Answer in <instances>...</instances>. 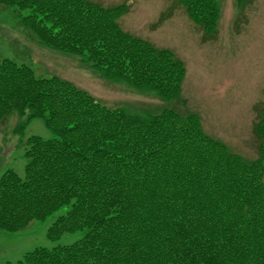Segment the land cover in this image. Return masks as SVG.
<instances>
[{
    "label": "trees",
    "instance_id": "obj_1",
    "mask_svg": "<svg viewBox=\"0 0 264 264\" xmlns=\"http://www.w3.org/2000/svg\"><path fill=\"white\" fill-rule=\"evenodd\" d=\"M253 1L236 0L239 8ZM176 2L205 37L217 35L218 0ZM0 6L12 7L42 44L77 54L103 76L180 98L184 62L123 30L125 3ZM257 111L259 157L246 161L208 134L196 113L166 107L141 117L0 55V124L17 112L42 118L56 134L26 139L24 176L1 174L0 229L20 231L68 205L48 237L87 230L71 244L36 247L3 264H264V103Z\"/></svg>",
    "mask_w": 264,
    "mask_h": 264
},
{
    "label": "rangeland",
    "instance_id": "obj_2",
    "mask_svg": "<svg viewBox=\"0 0 264 264\" xmlns=\"http://www.w3.org/2000/svg\"><path fill=\"white\" fill-rule=\"evenodd\" d=\"M92 1L106 7L125 3L127 12L119 19L122 29L159 48L170 49L184 62L187 72L180 98H162L107 78L77 54L42 44L20 24L12 7L0 6V55L32 66L37 75L69 79L107 106L141 117L166 107L183 114L196 113L204 130L232 152L246 161L259 157L254 126L257 110L264 103V0H254L242 8L236 0H218L221 14L213 38L205 37L176 0ZM31 135L56 137L39 117L28 120L27 115L15 112L0 124V176L8 169L25 175L26 139ZM68 209L63 205L20 231L0 229V264L16 262L36 247L53 248L82 238L86 229L66 232L58 239L47 235L50 226Z\"/></svg>",
    "mask_w": 264,
    "mask_h": 264
}]
</instances>
